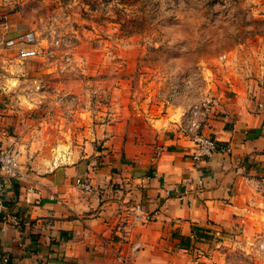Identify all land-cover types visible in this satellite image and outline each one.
I'll return each mask as SVG.
<instances>
[{"label":"rangeland","instance_id":"rangeland-1","mask_svg":"<svg viewBox=\"0 0 264 264\" xmlns=\"http://www.w3.org/2000/svg\"><path fill=\"white\" fill-rule=\"evenodd\" d=\"M3 23L32 33L40 52L19 59L0 44V73L24 117L44 127L48 153L154 145V130L178 117L195 134L216 102L253 90L264 70V0H0ZM217 238L196 246L199 264L261 259L248 241L222 256L230 245Z\"/></svg>","mask_w":264,"mask_h":264},{"label":"crops","instance_id":"crops-1","mask_svg":"<svg viewBox=\"0 0 264 264\" xmlns=\"http://www.w3.org/2000/svg\"><path fill=\"white\" fill-rule=\"evenodd\" d=\"M18 34L1 24L0 44ZM5 78L0 73V147L29 135L40 143L25 179L5 185L0 264H199L196 246L204 248L211 236L230 245L222 256L248 241L246 251L261 257L254 264H264V190L237 175L243 167L244 178L264 180V164L246 155H264V114L252 107H264V70L253 90L215 101L202 121L199 132L226 145L225 153L194 163L192 135L173 130L172 121L154 130V145L55 153L76 162L51 171L54 153L44 148V127L24 117L26 107ZM166 235L177 245L185 238L188 248L176 254Z\"/></svg>","mask_w":264,"mask_h":264},{"label":"clouds","instance_id":"clouds-1","mask_svg":"<svg viewBox=\"0 0 264 264\" xmlns=\"http://www.w3.org/2000/svg\"><path fill=\"white\" fill-rule=\"evenodd\" d=\"M198 99L207 102L211 98L205 92V93H202V95ZM187 107H191V105H188ZM252 107L255 111L261 114H264V107H262L261 105H253ZM177 111H179L180 117H183V118L189 113V111H187V109L184 106H181L180 108H178ZM171 127L173 128V130H176V129L185 130L183 127L182 120L179 117L177 118L176 121H173L171 123ZM21 135L23 136L22 133ZM64 135H66L70 141L71 139L70 135L66 133H64ZM38 143L40 142H36L31 139V135L24 136L23 139L20 140L19 142H17L16 139L9 138L5 142V144L2 146V148H0V155H3L5 157L6 163L10 164L11 168L15 169L16 172H18L20 175L19 177H16L14 172H12L10 169L5 167V168H0V176H9V177H13L16 179L24 180L25 179L24 174L27 171L26 165L36 155V152L38 151ZM67 147H71V144L69 143ZM260 147L264 149V145H261ZM5 150H10V151H5ZM86 150L90 152V149H87V146H86ZM52 151L54 153L53 159L50 162H48V169L50 171L59 167L60 163H75L76 162L75 160H71V161L61 160L59 156L55 155V149H53ZM246 155L249 156V158L252 159L254 162L264 164L262 163L264 162V155H253V152H249ZM33 170H35V168ZM244 172H245V168L242 167L237 172V175L240 176L247 183L252 184L254 186V190L255 188H260L261 190H264V180H262L261 183H254L253 181L244 178ZM253 175H255V173H253ZM257 178L259 179V177ZM33 179H35V177H33ZM227 194L228 193L225 192V195ZM193 204L195 206V202H193ZM164 231L167 232V229H164ZM192 234L194 236L199 235L195 230H192ZM165 240L169 241L170 246L177 250L176 254L180 252H185V250L188 248V243L185 240V238L180 240V245H177L175 243V240L171 239L170 236L168 235L165 236ZM135 251H136V256H140V250L136 249ZM145 264H147V260H145Z\"/></svg>","mask_w":264,"mask_h":264},{"label":"built area","instance_id":"built-area-1","mask_svg":"<svg viewBox=\"0 0 264 264\" xmlns=\"http://www.w3.org/2000/svg\"><path fill=\"white\" fill-rule=\"evenodd\" d=\"M5 46L8 49L15 50L16 55L19 59H29L37 57L40 54V52L35 47L34 37L30 32L20 33L14 38L7 39L5 41ZM190 134L192 135L193 139L191 159L194 163L204 161L210 158L215 153H225L228 151V147L226 145H221L215 139L207 137L200 132H195V134L191 132ZM5 167L14 172L16 177L19 176V173L16 172L15 169H12L10 164L6 163L5 157L3 155H0V168ZM9 179L15 178L9 176H0V211L3 209L5 185ZM76 182L82 190H91V187L86 180L77 179ZM190 237L191 239L196 238V236H194L193 234ZM260 246H262V244H260Z\"/></svg>","mask_w":264,"mask_h":264}]
</instances>
